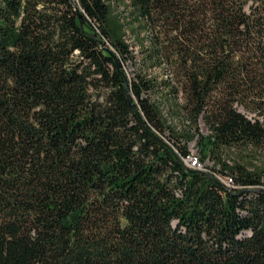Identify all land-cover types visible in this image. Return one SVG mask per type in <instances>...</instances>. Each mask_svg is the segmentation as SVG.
I'll use <instances>...</instances> for the list:
<instances>
[{"label": "trees", "instance_id": "obj_1", "mask_svg": "<svg viewBox=\"0 0 264 264\" xmlns=\"http://www.w3.org/2000/svg\"><path fill=\"white\" fill-rule=\"evenodd\" d=\"M263 185L264 0H0V264H264Z\"/></svg>", "mask_w": 264, "mask_h": 264}, {"label": "rangeland", "instance_id": "obj_2", "mask_svg": "<svg viewBox=\"0 0 264 264\" xmlns=\"http://www.w3.org/2000/svg\"><path fill=\"white\" fill-rule=\"evenodd\" d=\"M132 48H135L137 50L136 46H132ZM137 65L135 63H132V61L130 59H128V61L125 63V69L126 72L128 74L127 78L132 77L135 74V70H136ZM201 131L203 133L207 132L206 127L202 124L201 127ZM166 138V137H165ZM168 142H170L172 144V146L174 147L175 151H177L176 146L173 145V143L171 142V140L169 138H166ZM189 146V151L192 153L191 154V159L196 161V164H192V161H187L184 157V163L186 165V167L191 168V167H195L204 171H209L211 172L213 175H215V177L220 181L223 182L224 184L228 185V186H236V181H234L233 177L229 174L224 173L223 171L221 172L220 167L215 166L214 162L209 159V157H206L205 160H202V153L199 150V146L196 143V139L191 140L188 144ZM264 188V185L262 186Z\"/></svg>", "mask_w": 264, "mask_h": 264}, {"label": "water", "instance_id": "obj_3", "mask_svg": "<svg viewBox=\"0 0 264 264\" xmlns=\"http://www.w3.org/2000/svg\"><path fill=\"white\" fill-rule=\"evenodd\" d=\"M77 11H78V13H79V18H80V20H81L82 22H84V17H83L82 12L80 11V8H79V7H78ZM96 36H97V35H96ZM128 85H129V79L127 80V83H126V90H127L128 94H129L130 102H132L133 99H134V95L130 92Z\"/></svg>", "mask_w": 264, "mask_h": 264}, {"label": "built area", "instance_id": "obj_4", "mask_svg": "<svg viewBox=\"0 0 264 264\" xmlns=\"http://www.w3.org/2000/svg\"><path fill=\"white\" fill-rule=\"evenodd\" d=\"M185 159L187 161H190V162L192 161V164H196V162L190 158V155H188L187 157H185Z\"/></svg>", "mask_w": 264, "mask_h": 264}, {"label": "bare ground", "instance_id": "obj_5", "mask_svg": "<svg viewBox=\"0 0 264 264\" xmlns=\"http://www.w3.org/2000/svg\"><path fill=\"white\" fill-rule=\"evenodd\" d=\"M190 157H191V156H190ZM196 161H197V160H196ZM196 161H195V162H196Z\"/></svg>", "mask_w": 264, "mask_h": 264}]
</instances>
